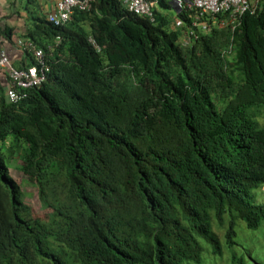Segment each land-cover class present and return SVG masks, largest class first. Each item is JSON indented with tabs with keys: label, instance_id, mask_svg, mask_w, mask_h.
Instances as JSON below:
<instances>
[{
	"label": "trees",
	"instance_id": "1",
	"mask_svg": "<svg viewBox=\"0 0 264 264\" xmlns=\"http://www.w3.org/2000/svg\"><path fill=\"white\" fill-rule=\"evenodd\" d=\"M25 1L50 72L17 103L0 86V264H211L224 249L251 264L237 227H264V7L183 47L185 12L173 29L92 0L56 27Z\"/></svg>",
	"mask_w": 264,
	"mask_h": 264
},
{
	"label": "built area",
	"instance_id": "2",
	"mask_svg": "<svg viewBox=\"0 0 264 264\" xmlns=\"http://www.w3.org/2000/svg\"><path fill=\"white\" fill-rule=\"evenodd\" d=\"M131 14L155 22L154 7L158 1L119 0ZM180 12L190 15L191 22L184 31L181 42L188 44L198 40L214 28L235 27L239 18L245 13H256L263 9L264 0H170ZM92 0H54V11L48 15V21L60 27L67 24L76 10L89 11ZM24 50L33 52L37 64L27 69L14 67L9 55L0 51V81L6 89L9 102H18L28 96L31 89L40 87L47 80L50 67L47 65L41 50L35 49L31 43L19 41Z\"/></svg>",
	"mask_w": 264,
	"mask_h": 264
},
{
	"label": "rangeland",
	"instance_id": "3",
	"mask_svg": "<svg viewBox=\"0 0 264 264\" xmlns=\"http://www.w3.org/2000/svg\"><path fill=\"white\" fill-rule=\"evenodd\" d=\"M23 4L25 5V0H22ZM164 2L170 6V0H164ZM159 10L162 14L167 15L170 18V25L173 29H181L182 25L176 21V12L178 11L176 8L170 6V9H164L159 6ZM29 23L32 24V15L29 16ZM177 24V25H176ZM13 163V165H12ZM20 162L18 160H14L11 162L9 167V176L13 178V180L20 185L23 193H25L24 201L31 208L32 214L37 217L45 220L49 214V210L44 208L43 203L39 199L37 188L35 184L28 182L26 177L20 171L14 168V165H18ZM255 194L257 195V200L259 203H264V187L255 190ZM237 234H238V243L241 245H247V249L243 247H236L238 256L241 254H247L248 258L246 259L247 262L250 261L251 264H264V227L259 231H248L244 228L243 223H238L237 227ZM216 232L220 238V241L224 243V229L218 230ZM221 243V244H222ZM224 246V245H223ZM248 251V252H247ZM232 255L226 249L223 250V255L213 260L211 264H234L232 259ZM249 264V263H248Z\"/></svg>",
	"mask_w": 264,
	"mask_h": 264
},
{
	"label": "crops",
	"instance_id": "4",
	"mask_svg": "<svg viewBox=\"0 0 264 264\" xmlns=\"http://www.w3.org/2000/svg\"><path fill=\"white\" fill-rule=\"evenodd\" d=\"M38 1L43 6L45 14L54 11V0ZM28 16L22 0H0V51H5L17 68L27 66L26 56L17 42L26 39L25 33L31 26ZM8 30L9 33L6 32Z\"/></svg>",
	"mask_w": 264,
	"mask_h": 264
},
{
	"label": "clouds",
	"instance_id": "5",
	"mask_svg": "<svg viewBox=\"0 0 264 264\" xmlns=\"http://www.w3.org/2000/svg\"><path fill=\"white\" fill-rule=\"evenodd\" d=\"M156 1H158V5L157 6H155L154 7V9L156 8V9H158L159 10V6H160V0H155L154 2H156ZM150 2V1H149ZM170 6H172V7H174L172 4H170ZM175 8V7H174ZM153 9V10H154ZM178 10V9H177ZM82 12H85V11H82ZM52 13V12H51ZM176 13H180V11L178 10ZM50 14V13H49ZM48 14V15H49ZM154 14H155V12H154ZM48 15H47V18H48ZM164 15V14H163ZM72 17H73V15H72ZM138 17V16H137ZM140 18V17H139ZM141 19H143V18H141ZM71 20H72V18H71ZM70 20V21H71ZM143 20H146V19H143ZM69 21V22H70ZM146 21H148V20H146ZM155 21H156V17H155ZM68 22V23H69ZM149 22V21H148ZM151 23V22H150ZM155 23V22H154ZM154 23H152V24H154ZM178 23H180V22H178ZM55 26V25H54ZM64 26V25H63ZM57 27V26H56ZM61 27V26H60ZM183 33H184V31H183ZM206 34H208V33H206ZM206 34H201V35H206ZM201 35H200V37H201ZM182 37H183V35L181 36V38L179 39V43L183 46V47H185V46H187V45H190L192 42H194V41H198L199 39H200V37H199V39L198 40H191L188 44H183L182 42H181V40H182ZM19 41H23V42H26V43H31L34 47H35V49H37V50H41V49H39V48H37L31 41H29V40H27V39H23V40H18V42H17V44L19 43ZM18 46L21 48V50L23 51V55H27V54H31L32 56H33V58H34V60H35V64H37V61H36V58H35V56H34V54H33V52H31L30 50H24V48L21 46V45H19L18 44ZM42 51V50H41ZM43 52V51H42ZM43 54H44V52H43ZM45 55V54H44ZM44 59H45V56H44ZM46 61V60H45ZM46 63H47V61H46ZM35 64H32V65H29V66H26V67H24V68H17V69H27V68H29V67H31V66H34ZM14 65V64H13ZM48 65V64H47ZM49 66V65H48ZM15 67V66H14ZM0 86L2 87V89L4 90V96H5V98L7 99V97H6V89H5V86H4V84L0 81ZM42 86V85H41ZM40 86V87H41ZM39 88V87H38ZM29 93V92H28ZM28 97V96H27ZM26 97V98H27ZM25 98V99H26ZM23 100V99H22ZM7 101H8V99H7ZM21 101V100H20ZM20 101H18V102H20ZM9 102V101H8ZM10 103H17V102H10Z\"/></svg>",
	"mask_w": 264,
	"mask_h": 264
}]
</instances>
